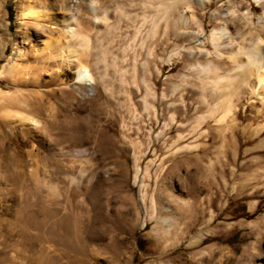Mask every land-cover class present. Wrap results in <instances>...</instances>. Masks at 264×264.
Listing matches in <instances>:
<instances>
[{
  "label": "rangeland",
  "instance_id": "rangeland-1",
  "mask_svg": "<svg viewBox=\"0 0 264 264\" xmlns=\"http://www.w3.org/2000/svg\"><path fill=\"white\" fill-rule=\"evenodd\" d=\"M29 1L34 9L51 12L55 23L46 20L38 29L34 21L20 31L19 9L28 0L0 1V249L7 245L2 235H7L23 199L36 197L46 207L61 199V216L73 193V203L79 205L92 193L95 219L84 208L76 209L86 216L77 226L83 252L62 257L61 264H189L192 235L197 240L193 249L200 252L193 257L196 264H264V117L239 114L217 121L220 115L206 114L212 99L202 83V68L208 64L231 70L228 53L219 59L210 36L231 29L222 12L240 0H207L206 7L178 4L176 30L157 14L170 0ZM90 1L106 11L105 22L94 21ZM242 1L252 16V31L242 42L247 47L258 36L264 7ZM119 6L130 15L120 16ZM144 10L154 14L153 21L143 19ZM71 15L78 21L62 20ZM72 31L82 36H74L70 53L63 42ZM87 39L89 45L83 42ZM17 44L19 59L14 58ZM50 50L57 51L51 59L46 56ZM76 54L83 55V64L98 82L101 74L106 76L113 95L101 83L95 90L77 81ZM185 107L192 116H186ZM198 114L204 116L201 146L170 153L167 145ZM101 125H107L115 157L101 156L95 146ZM80 149H86L82 156L76 155ZM193 171L201 180L200 223L181 238L171 233L154 241L156 221L149 215L165 206L164 213L178 214L189 198L185 177ZM17 238L0 252V260L7 256V263L18 264Z\"/></svg>",
  "mask_w": 264,
  "mask_h": 264
},
{
  "label": "bare ground",
  "instance_id": "bare-ground-1",
  "mask_svg": "<svg viewBox=\"0 0 264 264\" xmlns=\"http://www.w3.org/2000/svg\"><path fill=\"white\" fill-rule=\"evenodd\" d=\"M254 1L264 7V0ZM149 3H147V7H150ZM181 3H184V5L186 4L187 8L193 5H198V7H206V4H208L207 0H170L168 4L162 3L158 7L157 14H160L161 18H165L167 20V26L172 27V29L174 30L177 29L178 21L175 17V12L178 10V4ZM87 6L90 10V14H92L94 21H106L107 13L105 10H100V8L97 7L93 1L87 3ZM148 10L143 11V19L153 21L154 14H151ZM183 13L184 11L182 10L181 16H183V19H187V17L184 16ZM119 14L120 16L126 17L130 15L129 12L124 10L121 6H119ZM222 15L226 24H228L231 29L229 30L224 27L220 33L216 31L211 32L210 44L214 48L216 56L219 59L224 58V54L226 51L228 53L226 56L228 57L232 66L231 70L229 69L230 71L227 72L220 71L219 65L212 66L211 64H208L205 67L203 66L204 68H202V83L205 84L204 87L209 92V96L212 99V102L209 105L206 104V107L208 106L206 109V114H208L209 116L220 115V118L216 119L219 122L223 120V117L229 115L238 116L239 114H243L246 116L252 115L264 117V18H258L256 25L258 36L251 39L249 45L245 47L242 45V42L252 31V16L250 13V8L245 5L242 0H240L239 3L236 4L233 8L222 12ZM53 19L54 17L51 15V12L43 9H34V5H32L28 0L27 4L24 5L22 9H19L18 20L20 24L18 28L20 31H27L29 23L35 21V27L38 29H43V22L46 20H50L55 23ZM77 19V17L72 15L70 17L63 16L62 18V20L66 21L67 23L73 20L75 21ZM188 19L189 22H192L194 20L192 16H189ZM201 26L202 25L200 24L198 28L200 29ZM76 35L82 36V33H78V31H72V33L64 35L65 40L63 42V48L67 49V51H69L70 53L74 52L73 47L74 43L76 42L74 40V36ZM86 35L87 34H83L84 39L87 38ZM83 42L89 45V39ZM16 43H19L18 39L16 40ZM48 44V42L45 43L46 49L50 46ZM56 52L50 50V53L46 56L48 58L50 57L51 59V56H56ZM21 57L22 49L20 45L17 44L14 49V58L19 59ZM82 57L83 55L76 54V59L80 64V66L76 70L77 81L83 83L84 87L90 86L94 89L98 86V83H101L103 88L107 92H109V94L113 95L115 91L114 87L112 84H109L106 81V76L104 74H101L99 76L100 82H98L96 78L91 75L86 65L83 64ZM175 89L176 88L174 87V91ZM203 89L202 91H205ZM83 94L84 97L87 96L86 93ZM143 98H145V95L143 96ZM206 98L207 97L203 98L205 102L207 101L205 100ZM255 98L260 99L259 105L255 104ZM208 102H210V100ZM245 102H247V106H244V108L242 109L240 105L244 104ZM184 112L186 116H192L191 114H189V108L185 107ZM203 118L204 116L202 114H198L196 117H194V119L192 118L191 123L189 124V129H187L183 133L178 132L175 139L169 144L167 143L168 151H171L170 153L176 154L177 152H180L182 150H194L200 147L201 141H199V138L203 133V130L201 129ZM33 121L35 122V124H37V120L33 119ZM106 127L107 125H104L100 129L98 135L96 134L97 136L94 140L95 146L99 150V154L103 157H107L109 155L114 156L113 154L115 149L114 141L107 133L108 130H106ZM187 135H189L190 140L187 138ZM80 150H76V155L82 156V153L86 151V149ZM194 156L197 159L198 156H196V154ZM55 162L61 161L58 158H55ZM196 173L195 171L189 172L187 177H185L188 182V186L186 187V194L189 198L186 201L182 202L183 205L180 208V212L178 214L169 215L164 213V210L167 209V206H165L163 208H159L157 212L151 213L149 215V219H155L156 221L153 234L154 241H164L169 237V234L171 235V233L175 238H181L186 234L192 232L200 223L203 209V199L200 194L201 180ZM70 178L72 180H76L74 179V177ZM89 186L90 185H88V188ZM91 187L92 186H90V188ZM20 194L21 198L23 199V193ZM76 195V193H73L71 197L69 196L67 198L69 209L67 212H65V214L61 216H59L61 199L59 200L54 198L50 201V204H48L47 207L44 204H41L44 203V200L38 199L36 197L33 201H29L27 198L20 201L21 204L19 202V206L15 210L14 223H9V226L6 228L7 235H2L4 236L3 242L7 245L6 247L4 246L3 248H1L0 252L4 254L7 251L6 248H8L10 245L9 242H11L12 239L17 235L18 238L16 243L18 245H15L14 249L18 253V256H20V259L18 258V260H20L18 264H61L60 260L62 257H71L73 254L76 255V253H82L85 243H80L82 231L81 229H79L81 231L80 232L77 226L81 224V221L84 217L86 218V216L83 217V211L79 212L78 210L76 211V209L80 208L82 210V208H84L86 214H91L93 219H95L97 204L93 200L94 195H92V193L89 195L87 193V198L86 200H84V204L81 203L83 206L79 205V203H73L74 197ZM1 196L2 194L0 192V198ZM140 201L142 204L146 202L144 194L140 195ZM38 203H40L41 205H39ZM123 220H125V218H121V221ZM143 225H146V223L144 222ZM79 228L81 227L79 226ZM196 242L197 240L195 236L192 235L189 239L187 247L188 249L192 250L190 252V256H188L186 259L189 264H196V261L193 258L195 254L199 252L193 249V246L196 244ZM13 244H15V242ZM2 258L3 260H0V264H11V262L7 263L9 257L3 256ZM238 264H243V262H238Z\"/></svg>",
  "mask_w": 264,
  "mask_h": 264
},
{
  "label": "trees",
  "instance_id": "trees-1",
  "mask_svg": "<svg viewBox=\"0 0 264 264\" xmlns=\"http://www.w3.org/2000/svg\"><path fill=\"white\" fill-rule=\"evenodd\" d=\"M11 14H12V11H11Z\"/></svg>",
  "mask_w": 264,
  "mask_h": 264
}]
</instances>
